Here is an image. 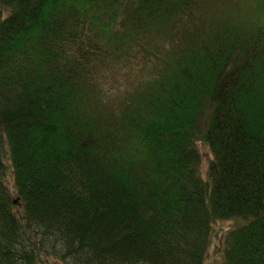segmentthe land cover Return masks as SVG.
<instances>
[{
    "label": "trees",
    "instance_id": "obj_1",
    "mask_svg": "<svg viewBox=\"0 0 264 264\" xmlns=\"http://www.w3.org/2000/svg\"><path fill=\"white\" fill-rule=\"evenodd\" d=\"M230 220L264 264V0H0V264H203Z\"/></svg>",
    "mask_w": 264,
    "mask_h": 264
},
{
    "label": "rangeland",
    "instance_id": "obj_2",
    "mask_svg": "<svg viewBox=\"0 0 264 264\" xmlns=\"http://www.w3.org/2000/svg\"><path fill=\"white\" fill-rule=\"evenodd\" d=\"M205 149H201L203 152V155L201 157V167H200V174L203 176L205 174L206 170V164H207V154ZM7 186L8 189L11 190L12 181L9 174V170L7 173ZM233 221H222L217 222L212 226V237L210 241L209 248L206 252V257L203 264H220L222 261V255L220 252V248L222 246V239L223 235L232 228ZM42 264H63L62 262L56 260L53 257H47L46 261Z\"/></svg>",
    "mask_w": 264,
    "mask_h": 264
},
{
    "label": "water",
    "instance_id": "obj_3",
    "mask_svg": "<svg viewBox=\"0 0 264 264\" xmlns=\"http://www.w3.org/2000/svg\"><path fill=\"white\" fill-rule=\"evenodd\" d=\"M16 201H17V200L13 201V204H16Z\"/></svg>",
    "mask_w": 264,
    "mask_h": 264
}]
</instances>
